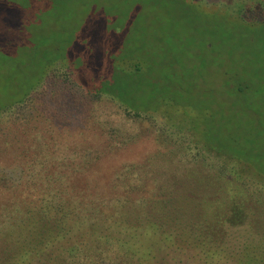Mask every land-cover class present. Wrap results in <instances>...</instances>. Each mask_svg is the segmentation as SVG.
Segmentation results:
<instances>
[{"label": "trees", "instance_id": "obj_1", "mask_svg": "<svg viewBox=\"0 0 264 264\" xmlns=\"http://www.w3.org/2000/svg\"><path fill=\"white\" fill-rule=\"evenodd\" d=\"M229 15L223 26L208 25L232 40V25L264 36V16L242 8ZM149 40L169 43L162 34ZM243 42L250 55L238 47L201 59H141L124 46L88 60L67 53L0 107V125L5 118L27 128L43 116L37 98L53 88L64 106L109 104L145 123L165 149L108 176L96 167L112 152H44L40 142L17 152L28 155L20 180L0 175V264H264V37ZM49 75L56 85L46 88ZM99 121L110 139H135Z\"/></svg>", "mask_w": 264, "mask_h": 264}, {"label": "rangeland", "instance_id": "obj_2", "mask_svg": "<svg viewBox=\"0 0 264 264\" xmlns=\"http://www.w3.org/2000/svg\"><path fill=\"white\" fill-rule=\"evenodd\" d=\"M220 1L223 3L201 7L190 5V0H0V107L31 91L45 71L51 74L57 70L55 66L59 68L58 62L49 66L54 59L67 53L88 60L93 52H101L104 47L113 53L124 46L127 47L124 53H134L141 59L167 55L201 59L220 57L223 52L236 54L238 47L239 52L250 55L245 41L241 45V37L254 41L264 37L261 32L254 35L232 25L237 37L232 40L216 26L229 22V13L236 15L238 8L247 16L263 18L260 0ZM213 19L217 23L211 29L208 24ZM117 32L121 35L115 37ZM156 34H162L168 45L159 48L157 41L149 40ZM205 43L211 44L209 49L204 48ZM51 80L49 75L42 86H55V80ZM61 92L54 94L52 88L37 98L43 116L30 122L27 128L7 123L3 118L0 175L9 184L20 180L21 171L27 166L28 155L17 156V152H34L39 142L44 152H85L86 149L112 152L98 162L96 169L101 176H108L118 166L140 161L148 154L165 152L153 134H149L145 123L122 117L109 104H102L96 110L90 104L73 107L67 102L69 105L64 106L65 94ZM98 119L106 122V126L111 123L110 127L134 135L135 139L127 143L115 137L110 139L109 130H102L95 123ZM6 139L11 140L8 146L4 143Z\"/></svg>", "mask_w": 264, "mask_h": 264}]
</instances>
